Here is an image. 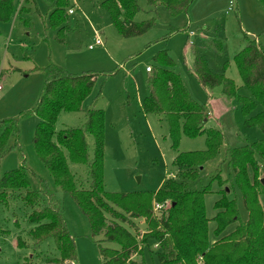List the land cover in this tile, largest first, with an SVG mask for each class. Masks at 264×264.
Segmentation results:
<instances>
[{
    "label": "trees",
    "instance_id": "obj_1",
    "mask_svg": "<svg viewBox=\"0 0 264 264\" xmlns=\"http://www.w3.org/2000/svg\"><path fill=\"white\" fill-rule=\"evenodd\" d=\"M55 2L49 24L58 29L57 40L63 42L66 3ZM150 10L164 7L169 16L186 13L194 0H145ZM264 7V0H259ZM139 0H105L101 7L108 13L112 26L122 38L139 37L149 31L155 18L134 23L141 10ZM13 0H0V22L9 20ZM244 47L234 55L233 63L250 97H241L233 81L223 73H213L202 56L196 55L193 71L198 83L205 89L221 87L224 96L234 99L244 117L245 128H258L264 135V50L256 39L245 36ZM207 47L222 54L220 42ZM175 61L168 51L161 50L152 57L147 72V95L142 102L145 115L165 119L171 148L177 149L181 134L188 139L205 137V149L176 153L172 166L176 177H169L160 189L153 192L108 193L104 190L105 115L104 111L82 108L90 97L96 74L74 75L59 65L49 62L38 70L44 84L33 113L38 118L33 146L37 159L49 174L51 181L33 173L23 164L0 177V206L8 209V197L17 192L29 212L27 222L33 227L28 236L34 246L51 240L57 255L45 264L75 262V241L63 217L61 201L54 188L68 196L87 220L90 237L96 240L102 264H146L145 255L155 256L158 264H264V215L260 184L264 168V137L227 151L229 178L219 174L213 178L220 188V198L214 203L215 237L208 241V222L205 215L204 195L207 190H194L198 169L213 160L224 144L220 129L208 126L210 107L198 104L190 96L181 77L174 71ZM108 76V75H107ZM92 100L91 106L95 102ZM260 111L254 115L256 107ZM61 113H81L84 124L80 127L56 130ZM0 161L11 151L22 156L19 127L16 119L0 121ZM88 137L93 139L90 159ZM70 165L85 169L86 186L78 184ZM219 173V172H218ZM178 178V180L176 179ZM224 184H228L225 187ZM236 192L247 214L240 219ZM155 205L164 207L155 214ZM146 224L147 231L137 237L132 233L134 221ZM231 224L232 232L221 236ZM138 232V231H137ZM100 237H102L100 239ZM105 243L113 248L102 246ZM17 247L27 245L20 237ZM139 259L135 260L134 257Z\"/></svg>",
    "mask_w": 264,
    "mask_h": 264
},
{
    "label": "rangeland",
    "instance_id": "obj_2",
    "mask_svg": "<svg viewBox=\"0 0 264 264\" xmlns=\"http://www.w3.org/2000/svg\"><path fill=\"white\" fill-rule=\"evenodd\" d=\"M64 1L66 19L62 43L57 40L58 29L49 24L56 6L51 0H13L9 20L0 22V121H18L22 151L21 156L13 150L0 161V177L19 168L24 160L33 173L51 181L34 152L33 138L39 120L33 109L44 84V76L38 69L52 62L70 74L97 75L92 93L82 108L104 111L106 192H153L169 177L175 178L172 161L176 153L203 151L205 137L188 139L181 134L177 149L173 150L165 119L158 120L142 111L152 57L166 50L175 61L174 71L180 75L193 100L210 107L208 126L220 129L224 136V144L216 157L198 169L195 181L187 180L191 189L207 190L204 207L209 219L208 241L213 243L216 240L213 207L220 198V188L213 177L219 174L222 180L229 178V149L261 140L264 135L258 128L244 127L238 103L226 98L221 87L207 90L198 83L193 71L194 58L202 56L213 73H223L233 81L238 96L250 97L233 57L244 47L245 36L258 40L264 50V7L259 0H194L186 13L171 17L164 7L150 10L145 0H139L141 10L133 22L155 18L154 26L139 37L126 39L117 33L110 16L101 7L105 0ZM68 10L73 13L68 14ZM96 39L102 46L95 45ZM214 41L220 42L222 54L217 55L207 47V43ZM259 111L257 106L252 115ZM83 124L81 113H61L56 130ZM2 129L0 124V133ZM87 141L91 159L93 139L88 137ZM70 170L78 184L87 185L83 167L70 165ZM261 171L264 175V168ZM54 191L62 203L68 231L74 237L75 264H102L96 246L99 238L90 237L88 222L73 201L59 189L54 188ZM15 193L8 197V209L0 206V264H45L46 259L57 255L54 244L49 240L34 246L28 236L33 227L27 222L29 212ZM236 197L240 219L245 221L247 214L237 192ZM260 203L264 215L263 197ZM134 225L137 230L132 229V233L141 238L147 231L146 224L137 220ZM234 227L235 224L226 227L221 236L232 232ZM18 237L26 243V248L17 247ZM106 247L114 246L107 244ZM145 262L158 264L156 257L148 254Z\"/></svg>",
    "mask_w": 264,
    "mask_h": 264
},
{
    "label": "built area",
    "instance_id": "obj_3",
    "mask_svg": "<svg viewBox=\"0 0 264 264\" xmlns=\"http://www.w3.org/2000/svg\"><path fill=\"white\" fill-rule=\"evenodd\" d=\"M230 7H231V9L233 8L232 3H231V5H230ZM72 13H73L72 10H68V14H72ZM190 34H191V33H190ZM95 45H96V46H102V43H101V41H100L99 39H96V41H95ZM92 49H93V47L90 46V47H89V50H92ZM148 70H149V68H148ZM0 90H1V87H0ZM162 209H164V207H162V206H160V205H155L153 211H154L155 214H157V213H159ZM66 264H75V262L71 261V262H67Z\"/></svg>",
    "mask_w": 264,
    "mask_h": 264
},
{
    "label": "water",
    "instance_id": "obj_4",
    "mask_svg": "<svg viewBox=\"0 0 264 264\" xmlns=\"http://www.w3.org/2000/svg\"><path fill=\"white\" fill-rule=\"evenodd\" d=\"M260 184H261L262 188L264 189V177H262V178L260 179Z\"/></svg>",
    "mask_w": 264,
    "mask_h": 264
}]
</instances>
